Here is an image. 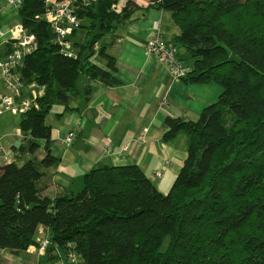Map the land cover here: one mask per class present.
<instances>
[{
  "label": "trees",
  "instance_id": "trees-1",
  "mask_svg": "<svg viewBox=\"0 0 264 264\" xmlns=\"http://www.w3.org/2000/svg\"><path fill=\"white\" fill-rule=\"evenodd\" d=\"M148 1L149 8L170 12L180 28L174 44L193 62L183 81L224 89L199 120L165 121L163 141L189 136L188 157L169 193L138 166H104L84 176L79 192L51 199L38 183L55 159L48 153L43 161L20 162L14 154L0 166L1 249L18 256L39 246L44 227L47 250L59 249L66 264H264V0ZM122 3L79 4L69 57L46 20L47 0H23L20 23L36 41L19 74L45 95L31 97L33 106L21 114L27 144L17 152L33 154L41 140L48 148L47 117L57 102L65 112L78 110L81 75L119 83L103 41L138 9L134 0ZM79 32L83 42L75 40ZM97 53L109 70L91 62ZM92 93L87 87L86 100Z\"/></svg>",
  "mask_w": 264,
  "mask_h": 264
},
{
  "label": "crops",
  "instance_id": "crops-1",
  "mask_svg": "<svg viewBox=\"0 0 264 264\" xmlns=\"http://www.w3.org/2000/svg\"><path fill=\"white\" fill-rule=\"evenodd\" d=\"M6 1V6L0 7L1 53L7 51L20 24L18 11ZM127 1L122 0V4L126 5ZM134 1L138 9L131 13L130 21L103 41L107 52L115 58L117 70L113 75L119 83L107 86L81 75L77 83L81 100L74 104L78 110L65 112L64 104L57 102L47 117L46 122L52 128L48 148L47 142L41 140L33 154L26 150L17 152L27 144L21 129V115L0 116V166L5 164V157L14 154L20 162L31 157L43 161L48 153L55 159V164L45 170V176L38 183L44 196L54 199L79 192L84 176L95 168L131 165L140 167L159 191L166 194L188 157L189 136L181 133L171 142L163 141L165 121L168 118L199 120L224 91L217 83L190 84L176 79L165 63L147 57L144 48L157 36L153 29L156 22L160 25V36L168 42L174 43L181 31L170 12L149 8L148 0ZM91 62L109 70L106 59L98 53ZM89 86L93 87V93L86 100L85 91ZM0 91L8 94L1 70ZM25 95L42 98L45 88L27 85ZM71 132L76 138L68 145L65 138ZM124 148H127L125 152ZM44 237L49 238V231L41 227L37 242ZM65 259L59 249L43 252L38 246H31L17 256L0 248V264H66Z\"/></svg>",
  "mask_w": 264,
  "mask_h": 264
},
{
  "label": "built area",
  "instance_id": "built-area-1",
  "mask_svg": "<svg viewBox=\"0 0 264 264\" xmlns=\"http://www.w3.org/2000/svg\"><path fill=\"white\" fill-rule=\"evenodd\" d=\"M88 1L90 0H47L49 7L46 10V20L51 24V27L57 34V43L69 57L74 56L72 50L73 45L69 40V36L73 30L80 26L76 13L78 6ZM8 2L11 7L18 11L23 0H8ZM156 39L147 44V54L161 58L175 78L181 79L186 77L189 70L179 58L178 47L166 43L159 38ZM35 41V36L27 33L20 23L16 27V36L10 41L7 51L5 53H1L0 51V70L5 85L8 88V94L0 91V116L5 113L21 115L33 106L31 97L25 95L27 85L23 84L19 70L23 67L25 57L34 51ZM75 138L76 134L71 132L66 136L65 142L68 145H72ZM126 150L127 148H124V152ZM4 159L5 162H12L13 156L5 157ZM156 175L161 177L160 172H157ZM49 245V238H45L39 241L38 248L46 252ZM71 258L73 261H76L74 255Z\"/></svg>",
  "mask_w": 264,
  "mask_h": 264
},
{
  "label": "rangeland",
  "instance_id": "rangeland-1",
  "mask_svg": "<svg viewBox=\"0 0 264 264\" xmlns=\"http://www.w3.org/2000/svg\"><path fill=\"white\" fill-rule=\"evenodd\" d=\"M6 4H7V1L6 0H0V7H4V6H6ZM156 26H157V28H156ZM153 29L155 30V32L157 33V36H155L154 38H152V39H150L149 41H148V43L147 44H149V42L150 41H153V40H157L156 38H159V39H161V40H163V41H165L166 43H169V44H173V45H175L174 43H172V42H168V41H166V40H164L161 36H160V25H159V23L158 22H156L155 24H154V26H153ZM84 36H85V33H83V32H79L78 33V37L76 36L75 37V40L76 41H78V42H83V40H84ZM176 46V45H175ZM146 48H147V46L144 48V51H145V55L147 56V57H155V56H150V55H148L147 54V52H146ZM178 50H179V58H180V55L182 56V59H184V61H181L182 63H183V65L190 71L191 69H190V67H189V65H192V60L189 58V55L187 54V52L184 50V49H180L179 47H178ZM158 61H160V62H162V63H164V61L161 59V58H159V57H155ZM172 75V74H171ZM188 75V74H187ZM173 76V75H172ZM174 77V76H173ZM185 78V77H184ZM177 79V78H176ZM180 80H183V78H181ZM215 105V104H214ZM214 105H212V106H214ZM212 106H210V107H212ZM210 107H208V108H210ZM207 108V109H208ZM6 114V113H5ZM11 114V113H10ZM12 115H16V114H12ZM172 187V186H171ZM171 189V188H170ZM170 189H169V191H170ZM169 191H167V193H169ZM166 193V194H167ZM45 238H47V237H44L43 239H41V240H44ZM39 247V246H38Z\"/></svg>",
  "mask_w": 264,
  "mask_h": 264
}]
</instances>
